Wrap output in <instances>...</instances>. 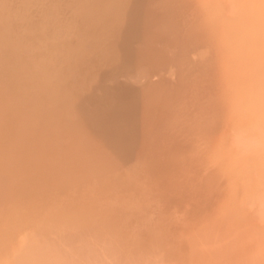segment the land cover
I'll return each instance as SVG.
<instances>
[{"label":"rangeland","instance_id":"374dc122","mask_svg":"<svg viewBox=\"0 0 264 264\" xmlns=\"http://www.w3.org/2000/svg\"><path fill=\"white\" fill-rule=\"evenodd\" d=\"M1 1L0 264H264V233L258 232L264 229V178L257 180L251 173L253 166L250 162H240L237 152L228 150L226 143L229 144L230 137L227 138L224 129L218 128L219 132L204 127L199 129L196 121V125L191 122L195 120L192 114L194 112L186 109L191 108L196 101H200L202 106L210 98L220 96L215 101L216 105L219 104L216 111L233 108L235 111L238 109L237 112L251 114L256 110L255 105L246 101L244 93L254 89L255 93L264 91V77L258 80V77L250 73L254 67H264V62L255 50L259 45L254 43V49L247 44L252 43L255 37L252 32L254 30L246 22L251 19L254 20H249L251 23L264 26V17L260 15L258 18V12L255 14L251 5L245 8L243 0L237 2L239 5L235 2L238 0H231L233 3L229 0H215L217 3L214 0H165L166 3L164 0H115L116 3L113 0H109V3L107 0H69L71 5L67 0H42V4L41 0H13L12 4L11 0ZM38 2L40 5H36ZM230 2L231 5L239 6L240 10L233 6L238 10L231 11L233 9ZM240 3H243L246 12ZM1 7L5 12L8 8L11 12L8 10V14L4 13ZM223 8L226 9L225 12ZM229 12H233L231 16H228ZM263 12L260 13L262 16ZM226 13L229 19H225ZM87 14L91 18L86 17ZM4 16V19L1 18ZM234 18L247 21L231 24ZM213 19L219 23H214ZM244 27L251 30L253 38L249 37L250 30L247 31ZM131 38L132 44L128 41ZM65 45H71V52ZM245 45L248 46L247 49ZM123 49L126 51L123 52ZM229 52L232 54L228 55ZM122 53L123 56H120ZM90 54L95 58L91 59V63L88 60L91 56L87 57ZM130 54H133L132 57ZM95 55L97 56L94 57ZM132 58L136 61L133 62ZM160 59L161 62L158 61ZM150 60L155 61L151 64ZM228 60H233V65ZM142 62L144 63L140 64ZM250 62L251 67L254 65L252 69L246 65ZM164 63L168 64L163 65ZM225 65L228 66L227 71ZM247 67L252 71H245ZM207 75H211L210 78ZM142 78L144 81L149 78L151 83H142ZM213 79L216 85L211 82ZM137 80L140 83H136ZM75 81L82 82L83 85H77ZM124 83L127 92L123 88ZM73 84H76L75 87H72ZM77 86L88 94L100 97L98 101L102 104L97 102L96 105L101 104V107L104 103L124 104L119 105L124 108L121 110H129L127 113L134 114L133 117L137 120L134 122L132 118L133 121L129 120L126 127L117 128L115 125L114 130L109 133L103 131L110 126V119L105 116L103 126L99 122L98 126H89L93 130L90 132L89 128L90 133L87 130V137L82 134L83 138L88 139L92 132L99 129L96 133L104 145L96 144L99 146L97 151L84 152L81 144H87L89 139L84 142L81 134L78 135L79 138L74 137L73 130H68L67 126V129H63V124L61 129L59 126L63 119L56 115L57 109L65 110L57 95L61 94V98L66 89ZM129 88H134L138 93L141 89V95H136L138 93ZM119 89L127 94L124 96L125 93L119 92ZM226 93L234 95L233 99L237 94L234 99L236 102L229 100ZM159 95L165 99L162 97L158 103ZM221 99L225 102L220 103ZM161 100H165L166 107L171 103L170 108L162 105L167 111L161 106L157 107L162 104ZM226 101L230 103V107L228 104L223 107ZM231 103L234 104L233 107ZM150 105L161 108V114L157 108L155 110L158 113L155 110L152 112L154 108ZM149 106L150 112L147 110ZM185 110L190 115L186 112L184 116ZM226 110L222 113L219 111L221 115L217 112L218 117H223ZM141 111L149 114L145 112L147 115H143ZM138 121L141 122L140 127ZM182 123L188 127L174 132V126L175 129L180 128ZM106 135L110 136L107 138ZM72 139L79 148L70 152L69 159L72 161L67 164L64 162L66 165L60 166L59 170L58 163L55 162L58 156L55 144L64 146ZM46 151L49 153L48 159ZM87 156L95 162L101 159L102 164L92 160L89 166L94 163L99 167L95 165L92 166L93 169L90 167L87 170L80 161ZM127 162L135 163L136 166L132 177L125 172L127 170L124 171L126 178L129 176L126 179L129 182L124 181L125 174L121 170V164ZM63 169H67L64 170L65 173L62 171L64 174L60 173ZM127 184L131 185L126 186ZM256 187L260 190L257 194ZM242 206L243 211L257 213L253 224L243 221ZM167 222L170 229L179 227L180 234L192 236L195 243L174 240L175 237L172 238L169 233L162 235V239H151L149 230L160 228L162 231L168 225ZM140 231L145 233L144 238L140 237Z\"/></svg>","mask_w":264,"mask_h":264},{"label":"bare ground","instance_id":"6f19581e","mask_svg":"<svg viewBox=\"0 0 264 264\" xmlns=\"http://www.w3.org/2000/svg\"><path fill=\"white\" fill-rule=\"evenodd\" d=\"M1 1V0H0ZM6 1V0H5ZM12 1L13 0H11V4H12ZM17 1V0H16ZM22 1H24V0H22ZM27 0H25V2H26ZM29 1V0H28ZM37 1V0H36ZM62 1V0H61ZM66 0H64V1H62V2H65ZM68 2H69V0H67ZM72 2H74L73 0H71ZM79 1V0H78ZM81 1V0H80ZM104 2H105V0H103ZM108 1V3H109V0H107ZM114 2H115V0H113ZM142 1V0H141ZM192 1V0H191ZM202 1V0H201ZM215 1V0H214ZM213 1V2H214ZM226 1H228V0H226ZM229 1H231V0H229ZM228 1V2H229ZM24 2V3H25ZM40 2V1H39ZM39 2H38V4H36V5H40L39 4ZM111 2V1H110ZM143 2V1H142ZM142 2H140V3H142ZM161 2V1H160ZM204 2V1H203ZM203 2H201V3H203ZM216 3H217V1H215ZM227 2V3H228ZM232 2V1H231ZM230 2V5L234 2H232L231 3ZM236 2V4H238L237 2H239V0L238 1H235ZM242 2H245V4L244 5H246L245 6V8H247V5L249 6V7H253L254 9L253 10H255V11H253L252 9H250V10H252L251 12H255V14L258 12V14L259 15H257L258 16V18H260L259 16L261 15V17H264V16H262V14H260V13H262L263 11H264V0H243ZM9 3V2H8ZM23 3V4H24ZM32 3V2H31ZM61 3V2H60ZM112 3V2H111ZM110 3V4H111ZM116 3V2H115ZM115 3L113 4L114 6H115ZM164 3H166L165 2V0H164ZM184 3H185V1H184ZM196 3V2H195ZM194 3V4H195ZM200 3V4H201ZM220 3V2H219ZM1 4H4V2L2 3V1H1ZM14 4H16V3H14ZM20 4V3H19ZM18 4V6H20ZM41 4H42V0H41ZM66 4V3H65ZM64 3H63V5H65ZM69 4H70V2H69ZM68 4V5H69ZM96 4V3H95ZM107 4V3H106ZM110 4H108V5H110ZM144 4V3H143ZM172 4H174V3H172ZM176 4V3H175ZM182 4V3H181ZM188 4V3H187ZM235 4V5H236ZM241 4V6H242V9L244 8L243 6L244 5H242L243 3H240ZM9 5V4H8ZM8 5L6 6V7H8ZM22 5V4H21ZM25 5V4H24ZM67 5V6H68ZM71 5V4H70ZM94 5V4H93ZM105 5V3L103 4V6ZM117 5V4H116ZM146 5V4H145ZM193 5V4H192ZM235 5H231L232 6V9L233 10H231V11H237L239 8V6L237 7V5L235 6ZM239 5V4H238ZM251 5V6H250ZM2 6V5H1ZM11 6V5H10ZM9 6V7H10ZM14 6V5H13ZM16 6V5H15ZM62 6V5H61ZM107 6V5H106ZM165 6H167V5H165ZM177 6H178V4H177ZM202 6V5H201ZM200 6V7H201ZM233 6L234 7H237L238 9H234L233 8ZM262 6V8H260ZM5 7V6H4ZM168 7V6H167ZM193 7V6H192ZM219 7H220V5H219ZM222 7H223V5H222ZM227 7H229V5L227 6ZM2 8V7H1ZM21 8V7H20ZM111 8H112V6H111ZM182 8V7H181ZM221 8V7H220ZM256 8H258V9H256ZM2 9H4V8H2ZM11 9V8H10ZM16 9V8H15ZM110 9V8H109ZM176 8H174V10H175ZM231 9V8H230ZM230 9H228V10H230ZM261 9H263L261 12H260V10ZM1 10V9H0ZM7 10V9H6ZM8 10H9V8H8ZM7 10V11H8ZM17 10V9H16ZM68 10L70 11V9H69V7H68ZM107 10V9H106ZM167 10H169V9H167ZM179 10V9H178ZM194 10V9H193ZM197 10V9H196ZM195 10V11H196ZM223 10H224V8H223ZM223 10H222V13H223ZM226 10V9H225ZM225 10H224V12H225ZM240 10V9H239ZM243 10H245V9H243ZM7 11L5 12V9H4V13H7ZM10 11V10H9ZM28 11H30V10H28ZM102 11H104V10H102ZM109 11H112V9L111 10H109ZM212 11H214V10H212ZM218 11H220V10H218ZM242 11V10H241ZM247 11H249L248 9H247ZM11 12V11H10ZM119 12V11H118ZM210 13H211V10L209 11ZM245 12H246V10H245ZM244 12V13H245ZM1 13V12H0ZM3 13V12H2ZM1 13V14H2ZM120 13V12H119ZM179 13V12H178ZM194 13V12H193ZM209 13V14H210ZM215 13H217L218 14V12H215ZM220 13V12H219ZM233 12H229V14H228V16H231V14H232ZM264 13V12H263ZM8 14V13H7ZM6 14V15H7ZM15 14V13H14ZM19 14V13H18ZM21 14V13H20ZM73 14V13H72ZM71 14V15H72ZM98 14H100V13H98ZM107 14V13H106ZM188 14V13H187ZM186 14V15H187ZM214 14V13H213ZM221 14V13H220ZM254 14V13H253ZM4 15V14H3ZM17 15V14H16ZM29 15V14H28ZM67 15H68V13H67ZM74 15V14H73ZM89 15H90V13H89ZM101 15V14H100ZM184 15V14H183ZM193 14H191V16H192ZM215 15V14H214ZM219 15V14H218ZM223 15V14H222ZM102 16V15H101ZM114 16H116L114 13H113V18H115ZM118 16V15H117ZM145 16H147V15H145ZM149 17H150V14L148 15ZM152 16H154L153 14H152ZM201 16V15H200ZM203 16V15H202ZM225 16L227 17V13L225 14ZM10 17V16H9ZM17 17V16H16ZM76 17V16H75ZM75 17H74V19H75ZM86 17H88V14H87V16ZM90 18H91V16H89ZM88 17V18H89ZM93 17V16H92ZM102 17H104V16H102ZM101 17V18H102ZM111 17V16H110ZM109 17V18H110ZM123 17V16H122ZM197 17V16H196ZM211 17V16H210ZM215 17H216V15H215ZM215 17H213V18H215ZM220 16H218V19L220 20V18H219ZM224 17V16H223ZM225 17V19H229V17H227L226 18ZM1 18H5V16L4 17H1ZM8 18V17H7ZM105 18V17H104ZM120 18V17H119ZM124 18V17H123ZM144 18V17H143ZM185 18V17H184ZM194 18V17H193ZM203 18V17H202ZM231 18V17H230ZM73 19V18H72ZM97 19V18H96ZM98 19H99V17H98ZM106 19V18H105ZM117 19V18H116ZM121 19V18H120ZM147 19V18H146ZM151 19V18H150ZM195 19V18H194ZM209 19V18H208ZM215 19H217V18H215ZM264 19V18H263ZM7 20V19H6ZM102 20V19H101ZM104 20V19H103ZM119 20V19H118ZM123 20H126V19H123ZM128 20V19H127ZM152 20H153V18H152ZM191 20V19H190ZM202 20V19H201ZM200 20V21H201ZM224 20V19H223ZM250 21H252L251 19H249ZM247 21L246 19H240V18H234V19H232V23L231 24H236L237 22L239 23H241V22H246L247 24H248V26H249V28H252L251 30H254V31H252L253 32V34H254V37H255V39H252L253 37H252V32H251V30L250 29H248V27H246L247 28V31L248 30H250V31H248L249 32V34H251V36L249 35V37H252L251 39H252V43H247V44H249V46L251 47H254L253 45H254V43L255 44H258L259 46H258V48H256L255 49V47H254V49L255 50H257L258 52V54L257 55H259L260 57H262L263 58V62H264V26H262V25H260V24H257V23H251L250 21ZM0 21H2V24H3V20H0ZM5 21V20H4ZM84 21V20H83ZM89 21V20H88ZM121 21H122V19H121ZM184 21V20H183ZM210 21H211V19H210ZM214 23H216V22H218L219 23V21H217V20H215L214 21V19L212 20ZM231 21V20H230ZM6 22V21H5ZM73 22V21H72ZM202 22H204L203 20H202ZM212 22V23H213ZM221 22V21H220ZM252 22H254V20L252 21ZM84 23V22H83ZM152 23H154V22H152ZM190 23V22H189ZM208 23V22H207ZM206 23V24H207ZM217 23V24H218ZM237 23V24H238ZM246 23H244L245 25H246ZM2 24H1V27H2ZM98 24V23H97ZM188 24V23H187ZM256 24H257V26H256ZM5 25V24H4ZM91 25V24H90ZM219 25V24H218ZM217 25V26H218ZM253 26V27H251V26ZM255 25V26H254ZM92 26V25H91ZM186 26V25H185ZM204 26V25H203ZM205 27V26H204ZM209 27V26H208ZM214 27V26H213ZM216 27V26H215ZM235 27H237L238 28V26H235ZM240 27V26H239ZM242 27V26H241ZM6 28V27H5ZM95 28V27H94ZM221 28V27H220ZM236 28V29H237ZM245 28V27H244ZM246 28H245V30H246ZM4 29V28H3ZM157 29V28H156ZM206 29V28H205ZM239 29V28H238ZM161 30V29H160ZM160 30H157V31H160ZM207 30V29H206ZM220 30V29H219ZM219 30H218V32H219ZM235 30V29H234ZM162 31H163V29H162ZM168 31V30H167ZM208 31H209V29H208ZM231 31V30H230ZM240 31V30H239ZM91 32H92V29H91ZM210 32V31H209ZM222 32V31H221ZM232 32H234V31H232ZM251 32V33H250ZM154 33H155V31H154ZM159 33V32H158ZM157 33V34H158ZM164 33H166V32H164ZM211 33H213V32H211ZM225 33V32H224ZM246 33V35H248L247 34V32H245ZM156 34V35H157ZM161 34H163V33H161ZM227 34V33H226ZM235 34V33H234ZM237 34V33H236ZM64 35V34H63ZM154 35V34H153ZM212 35V34H211ZM214 35H215V33H214ZM219 35V34H218ZM222 35V34H221ZM232 35V34H231ZM231 35H229V36H231ZM3 36H4V34H3ZM64 36H66V35H64ZM155 36V35H154ZM163 36V35H162ZM162 36H160V37H162ZM167 36V35H166ZM166 36H164V37H166ZM216 36V35H215ZM224 36V35H223ZM60 37H62V35H60ZM158 37V36H157ZM156 37V38H157ZM221 37V36H220ZM66 38V37H65ZM127 38H128V36H127ZM126 38V39H127ZM130 38V37H129ZM159 38V37H158ZM167 38V37H166ZM223 38V37H222ZM228 38V37H227ZM234 38V37H233ZM125 39V40H126ZM133 38H131V40H129L128 39V41H129V43H131V42H133V40H132ZM60 40H62V39H60ZM67 39H65V41H66ZM152 40V39H151ZM158 40V39H157ZM223 40V39H222ZM226 40V39H225ZM237 40H239V39H237ZM255 40H257L258 41V43H257V41H255ZM2 41V40H1ZM5 41V40H4ZM4 41H2V42H4ZM64 41V40H63ZM64 41V42H65ZM160 41V40H159ZM255 41V42H254ZM61 42V41H60ZM68 42V41H67ZM158 42V41H157ZM161 42V41H160ZM237 42V41H236ZM243 42V41H242ZM61 43H63V42H61ZM61 43L59 44V45H61ZM69 43V42H68ZM71 44H72V42H70ZM159 43V42H158ZM246 43V42H245ZM2 44V43H1ZM74 44V43H73ZM132 44V43H131ZM153 44H154V42H153ZM161 44V43H160ZM235 44V43H234ZM246 44V45H247ZM251 44V45H250ZM135 45H138V43L137 44H134V47H135ZM246 45H245V49H247L248 48V46L246 47ZM66 46H68L69 47V45H65V47ZM126 46H127V43H126ZM126 46H124V48L126 47ZM131 46H133V45H131ZM233 46V45H232ZM257 46V45H256ZM2 47V46H1ZM59 47V46H58ZM67 47V48H68ZM70 47H71V45H70ZM68 48V50L70 51L71 50V48ZM129 47H130V44H129ZM134 47H132V49L134 48ZM140 47V46H139ZM158 47H159V45H158ZM226 47V46H225ZM230 47V46H229ZM249 47V48H250ZM251 47V48H252ZM123 48V47H122ZM121 48V49H122ZM234 48V47H233ZM251 48H250V50H251ZM55 49H56V46H55ZM58 49H60V47L58 48ZM57 49V50H58ZM62 49H64V47L62 48ZM66 49V48H65ZM64 49V50H65ZM120 49V50H121ZM126 50H127V47L125 48ZM131 49V48H130ZM169 49H171V48H169ZM241 49V48H240ZM68 50H65V51H68ZM73 50V49H72ZM126 50H124L123 49V52H125ZM133 50H135V49H133ZM132 50V51H133ZM136 50H138V48H136ZM235 50V49H234ZM254 50V51H255ZM79 51H80V49H79ZM111 51H112V49H111ZM131 51V52H132ZM140 51V50H139ZM168 51V50H167ZM166 51V52H167ZM172 52H173V50H171ZM175 51H177V50H175ZM232 51V49L230 50V52ZM57 52V51H56ZM71 52V51H70ZM74 52V51H73ZM76 52V51H75ZM129 52V51H128ZM178 52V51H177ZM176 52V53H177ZM180 52V51H179ZM224 52V51H223ZM222 52V53H223ZM228 53V55L230 54H232V53ZM252 53H253V51H251ZM62 53V52H61ZM69 53V52H68ZM80 53V52H79ZM90 53V52H89ZM88 52H87V54H89ZM130 53V52H129ZM128 53V54H129ZM133 53V52H132ZM141 53V52H140ZM139 53V54H140ZM155 53V52H154ZM163 53H165V51L163 52ZM227 52H225V54H226ZM235 52H233V54H234ZM246 53L248 54V50L246 51ZM60 54V53H59ZM74 54V53H73ZM76 54H78V53H76ZM81 54H82V52H81ZM84 54V53H83ZM92 54V53H91ZM88 55L87 57H89V56H91V57H89L88 58V60H89V62L91 63V59L93 58V56L92 55ZM93 54H95V53H93ZM105 54V53H104ZM108 54V53H107ZM138 54V51L136 52V55ZM144 54V51H143V53L141 54V56ZM166 54V53H165ZM169 54H170V52H169ZM174 54H175V52H174ZM239 54V53H238ZM254 54V53H253ZM252 54V55H253ZM63 55V54H62ZM72 55V54H71ZM97 55H99L98 53H97ZM97 55H95L94 57H96ZM101 55H103V54H101ZM120 55V54H119ZM125 55H126V53H125ZM131 55V54H130ZM133 55V54H132ZM132 55H131V57H132ZM154 55V54H153ZM167 55V54H166ZM165 55V56H166ZM171 55V54H170ZM169 55V56H170ZM178 55V54H177ZM242 55H243V53H242ZM255 55V54H254ZM76 56V55H75ZM83 56V55H82ZM107 56V55H106ZM105 56V57H106ZM120 56H123V53L120 55ZM140 56V57H141ZM145 56V55H144ZM152 56V55H151ZM161 56V55H160ZM164 56V55H163ZM168 56V55H167ZM166 56V57H167ZM176 56V55H175ZM234 56H235V54H234ZM237 56V55H236ZM249 56V55H248ZM247 56V57H248ZM60 57H62L61 55H60ZM81 57V56H80ZM84 57V56H83ZM86 57V56H85ZM135 57V56H134ZM138 57V56H137ZM154 57H155V55H154ZM153 57V58H154ZM171 57H173V56H171ZM177 57V56H176ZM180 57V56H179ZM247 57H246V59H247ZM63 58V57H62ZM72 58V57H71ZM82 58V57H81ZM119 58H122V57H119ZM126 58H127V56H126ZM142 58V57H141ZM140 58V59H141ZM144 58V57H143ZM149 58V57H148ZM151 58V57H150ZM167 58H169V57H167ZM167 58H164V59H167ZM178 58V57H177ZM216 58V57H215ZM225 58H226V56H225ZM229 58H233V57H231V56H229ZM229 58H227V59H229ZM235 58V57H234ZM66 59V58H65ZM80 59V58H79ZM93 59H95V58H93ZM155 59V58H154ZM212 59H213V57H212ZM1 60V59H0ZM77 60V59H76ZM128 60H129V58H128ZM134 60V58H132V61ZM143 60H145V59H143ZM161 60L162 59H160V60H158V61H160L161 62ZM176 60V59H175ZM178 60V59H177ZM214 60V59H213ZM234 60V59H233ZM233 60H231V62H229V60H228V62L230 63V64H232V61ZM236 60H238V59H236ZM250 60V59H249ZM248 60V61H249ZM61 61V60H60ZM72 61V60H71ZM73 61H74V59H73ZM81 61H83V60H81ZM86 61V60H85ZM134 61H136V60H134ZM133 61V62H134ZM137 61H139L138 60V58H137ZM149 61V60H148ZM148 61H146V62H148ZM151 61V60H150ZM155 61V60H154ZM154 61H151L150 63L151 64H153L154 63ZM179 61V60H178ZM240 61V60H239ZM247 61V60H246ZM245 61V62H246ZM63 62V61H62ZM77 62H78V60H77ZM76 62V63H77ZM131 62V61H130ZM153 62V63H152ZM226 62H227V60H226ZM226 62H225V64H226ZM234 62V61H233ZM0 63H1V61H0ZM2 63H4L3 61H2ZM72 63V62H71ZM75 63V65H78V64H76ZM79 63V62H78ZM144 62H142V63H140V64H143ZM163 63V62H162ZM168 63H170L169 61H168ZM167 63V64H168ZM221 63V62H220ZM223 63V62H222ZM5 64V63H4ZM64 64H66V63H64ZM83 64H84V61H83ZM82 64V65H83ZM131 64V63H130ZM129 64V65H130ZM133 64V63H132ZM135 64V63H134ZM137 64V63H136ZM139 64V63H138ZM139 64V65H140ZM167 64H163V65H167ZM210 64V63H209ZM244 64V63H243ZM252 64H254L253 62H252ZM86 65H89V63L87 64V62H86ZM91 65V64H90ZM146 65V64H145ZM150 65V64H149ZM216 65V64H215ZM227 65V64H226ZM225 65V66H226ZM229 65V64H228ZM233 65V64H232ZM232 65H230L229 67H231V68H233L232 67ZM247 66L249 65L250 66V68L252 69L253 67H254V65H253V67H251L252 65H251V62H250V64L248 63V64H246ZM245 65V66H246ZM62 66H63V64H62ZM81 66V65H80ZM152 65H150V67H151ZM160 66V65H159ZM158 66V67H159ZM248 66V67H249ZM60 67H61V65H60ZM79 67V66H78ZM86 67V66H85ZM85 67H83V68H85ZM132 67V66H131ZM165 67V66H164ZM227 67L228 66H226L225 68H226V71H227ZM247 67V69H244L245 71H247L248 69H249V72L250 71H252V72H250V73H253L254 74V76L255 77H258L257 79L259 80V78H261V77H264V67H260V68H256V67H254L255 69H250V68H248ZM88 68V67H87ZM147 68V67H146ZM145 68V69H146ZM161 68V67H160ZM213 68V67H212ZM244 68V67H243ZM246 68V67H245ZM61 69V68H60ZM80 69V68H79ZM148 69V68H147ZM150 69H152V67L150 68ZM150 69H148V70H150ZM153 70V69H152ZM155 70V69H154ZM165 70V69H164ZM210 70V69H209ZM229 70H230V68H229ZM233 70V69H232ZM146 71V70H145ZM157 71V70H156ZM160 71V70H159ZM237 71V70H236ZM240 71V70H239ZM152 72V71H151ZM215 72V71H214ZM213 72V73H214ZM232 72V71H231ZM235 72V71H234ZM238 72V71H237ZM148 73H149V75H150V72L148 71ZM148 73H146V76H148ZM227 73H229L230 74V72L228 71ZM242 73H243V71H242ZM247 73V72H246ZM152 74V73H151ZM210 74H211V72H210ZM238 74V73H237ZM240 74V73H239ZM154 75H156V74H154ZM203 75H204V73H203ZM226 75H228V74H226ZM3 76V75H2ZM207 76H209V75H207ZM211 76V75H210ZM210 76H209V78H210ZM231 76V75H230ZM233 76V75H232ZM144 77H145V75H144ZM5 78V77H4ZM140 79H141V75H140V77H139ZM156 78V77H155ZM161 78H163V77H161ZM171 79H172V77H170ZM169 78V80H171ZM208 77H207V79H209ZM244 78H246L245 76H244ZM80 79V78H79ZM84 79L86 80V77H84ZM150 79H151V77H150ZM157 79H160V78H157ZM157 79H155V80H157ZM164 79V78H163ZM167 79V78H166ZM215 79V78H214ZM212 80L211 82L213 83V82H215V80ZM3 80V79H2ZM76 80H78V79H76ZM152 80V79H151ZM173 80V79H172ZM206 80V79H205ZM243 80H245V79H243ZM254 80V79H253ZM82 81V80H81ZM84 81V80H83ZM87 81V80H86ZM139 80H137L136 81V83L138 82ZM144 80H143V78H142V83H144L145 81H148L147 83H151V81H149V78H147V80L145 79V81L143 82ZM160 81H161V79H160ZM165 81V80H164ZM174 81V80H173ZM218 81V80H217ZM133 82V81H132ZM154 82V81H153ZM152 82V84H154ZM161 82H163V81H161ZM195 82V81H194ZM197 82V81H196ZM75 83H78L77 85H83L82 84V82H76L75 81ZM80 83V84H79ZM130 83V82H129ZM128 83V84H129ZM135 83V82H134ZM134 83H133V86H134ZM139 83H140V81H139ZM141 83V87H142V84ZM171 83V82H170ZM176 83V82H175ZM85 84V83H84ZM127 84V83H126ZM131 84V83H130ZM144 84H146V83H144ZM156 84V83H155ZM162 84V83H161ZM214 84V83H213ZM74 85H76V84H73L72 85V87H75ZM124 85H125V83H124ZM147 85V84H146ZM149 85V84H148ZM151 85V84H150ZM157 85V84H156ZM162 85H166L165 83L164 84H162ZM167 85H168V82H167ZM174 85V84H173ZM193 85V84H192ZM194 85H195V83H194ZM193 85V86H194ZM198 85V84H197ZM215 85H216V82H215ZM123 86V85H122ZM130 86V85H129ZM128 85H127V87H129ZM140 86H138L139 88H140ZM158 86H159V84H158ZM192 86V87H193ZM71 87V89L70 90H65L66 92H63L64 94L62 95V97L61 98H59L60 97V95L61 94H59V95H57V98H58V100H60V105H63L64 107H63V109H65V110H63V111H60L61 109H57V111H56V115H57V118H59V119H63L62 120V123L60 124V128L62 129V127H61V125L63 126V129H67L66 128V126L68 127V130L70 129H72L73 130V135H74V137H78L79 138V136L78 135H80L81 136V138L82 139H85V137L83 138V136L86 134V132H87V130H88V133H90L93 129H92V127L93 126H95V125H97L98 126V124H99V122H100V124L99 125H102L103 126V120L105 119V116H107V117H109V121H108V123H109V125L110 126H107V128L108 129H105L104 128V130L103 131H107V132H112L114 129H113V127H115V125H116V127L117 128H121V127H126V126H128L129 125V120H130V122H132L133 120H134V122L137 120H135V118L133 117V115L131 114V113H127L129 110H127V112H124V111H122V110H124V108L122 109V108H120L119 107V105L120 104H118L117 105V103H112V104H105V106H104V104H103V107H101L100 105L102 104L101 102H99L98 100H99V98H98V96L95 94V95H91V94H88L87 92H85V90L84 89H79L78 88V86L76 87V88H72ZM80 87V86H79ZM125 87V92H127V88H126V85L125 86H123V88ZM131 87H132V84H131ZM138 87H136L135 86V88H137L138 89ZM145 87V86H144ZM173 87V86H172ZM195 87V86H194ZM193 87V88H194ZM221 87V86H220ZM80 88H82V87H80ZM146 88V87H145ZM216 88H217V86H216ZM215 88V89H216ZM219 88V87H218ZM264 88V87H263ZM121 89V88H120ZM120 89H119V92H121L120 91ZM127 89V90H126ZM133 89V91L135 90L134 88H129V90H132ZM248 89H250V88H247V90ZM79 90V91H78ZM192 90V89H191ZM195 90V89H194ZM246 90V91H247ZM264 90V89H263ZM262 90V91H263ZM136 91V90H135ZM140 91L142 92V90L140 89ZM143 91H145V90H143ZM193 91V90H192ZM192 91H191V93H192ZM198 91V90H197ZM218 91V90H217ZM246 91H244V92H246ZM254 91H255V89H254ZM254 91H248V92H246V93H244V98H246V101H248L249 103H251V104H253V105H255V108H256V110H254V112L253 113H251V114H244V113H241L240 111L239 112H237L238 111V109H237V111H235V109H233V108H225V109H227V110H229V112H227V110H226V114L225 113H223V117H220V118H223V119H220L218 116L219 115H217L218 113H219V111H221V109L218 111H216V109H219L218 108V106H219V104L218 105H216V103H215V101H217V100H219L218 98L220 97H217V98H215L216 97V95H214L215 97V99H209V100H207V101H205L204 99V96H202L201 98H204L203 100L206 102V105H204V103H203V105L201 106V102L200 101H196V104H194L195 102L193 101H191L194 105H192L191 106V108H187L186 106H184V107H186V109L187 110H192L194 113H192L193 115H194V118H195V120L193 119V121L191 120V122H192V125L195 123V121H196V123H197V126H198V128L199 129H201L202 130V128L204 127L205 129H211V131H215V132H219V130H218V128H220V129H224V132L227 134V138H229L230 137V140L228 141L229 142V144L228 143H226V147H229L228 148V150L229 151H235V152H237V158H239V161L240 162H244V163H249L250 162V164H251V166H253V168H252V175L257 179V180H260V179H258V178H264V91L262 92V93H260V91H259V93H258V91L255 93ZM125 92H121V93H125ZM141 92H139L140 93V95H141ZM213 92H214V90H213ZM221 92H222V90H221ZM220 92V93H221ZM243 92V91H242ZM128 93H132L133 95H134V93H138V91H136V92H130V91H128ZM139 93L138 94H136V95H138L139 96ZM217 93V92H216ZM237 93V92H236ZM235 93V94H236ZM127 93H125V94H123L124 96L126 95ZM131 94V95H132ZM193 94V93H192ZM218 94H219V92H218ZM217 94V95H218ZM222 94V93H221ZM227 94V93H226ZM233 94V93H232ZM241 94V93H240ZM123 95H121L122 97H123ZM160 95H163V94H160ZM160 95H159V100H157V102L159 101L160 102V99L164 96H162L161 98H160ZM167 95V94H166ZM196 95H198V94H196ZM213 95V94H212ZM228 95V94H227ZM226 95V97L227 98H229V100H231V101H234V99L236 98V95H235V98L233 99V97H234V95H228L227 96ZM242 95V94H241ZM121 96H118V98H121L122 99V97ZM194 96V95H193ZM221 96H223V95H221ZM233 96V97H232ZM243 96V95H242ZM129 97H131L130 95H129ZM128 97V98H129ZM156 97V98H155ZM167 97V96H166ZM198 97V96H197ZM206 97H208V96H206ZM211 97H213V96H211ZM241 97V96H240ZM127 98V99H128ZM132 99H133V97H131ZM130 98V99H131ZM154 98L155 99H157V96H154ZM164 99H165V97H163ZM221 98V97H220ZM227 98H226V100H227ZM120 99V100H121ZM126 99V98H125ZM152 99V98H151ZM118 100V103H120L119 102V99H117ZM116 100V101H117ZM167 100V99H166ZM222 100V101H221ZM220 100V103L221 102H223L224 100L223 99H221ZM237 100V99H236ZM124 100H122V102H123ZM129 101V100H128ZM149 101H151V100H149ZM154 101V100H153ZM152 101V102H153ZM156 101V100H155ZM162 101V100H161ZM165 101V100H164ZM164 101H162L161 103V105H159V106H157V107H162V105L163 106H165L166 107V105H165V103H164ZM202 101V100H201ZM97 102H99V103H101V104H97L96 105V103ZM125 102V101H124ZM133 102V101H132ZM135 102V101H134ZM156 102V103H157ZM158 102V103H159ZM167 102H169V100L167 101ZM219 102V101H218ZM225 102V101H224ZM229 102V101H228ZM234 102H236V101H234ZM137 103V102H136ZM141 103V102H140ZM146 103H150V102H146ZM154 103V102H153ZM155 103V104H156ZM164 103V104H163ZM122 104V103H121ZM171 103H169L168 104V106L167 107H169L170 108V105ZM224 105H223V107L224 106H227V101H226V104L225 103H223ZM230 104V103H229ZM228 104V105H229ZM232 104V107H233V103H231ZM237 104V103H236ZM235 104V105H236ZM123 106H124V104H122ZM122 105H120V106H122ZM135 105V104H134ZM133 105V106H134ZM140 105V104H139ZM170 105V106H169ZM222 105V104H221ZM100 106V107H99ZM129 106V105H128ZM127 106V107H128ZM136 106V105H135ZM138 106V105H137ZM144 106V105H143ZM146 106V105H145ZM144 106V107H145ZM151 106V105H150ZM150 106H149V108L147 109V107H146V109L147 110H149V112H150V110H151V108L153 107V105L151 106V108H150ZM178 106V105H177ZM176 106V107H177ZM239 106V105H238ZM127 107H125L126 109H127ZM143 107V108H144ZM155 107H156V105H155ZM156 107V108H157ZM165 107H162V109L165 111L166 109H164ZM166 107V108H167ZM174 107V106H173ZM181 107V106H180ZM180 107H179V109H180ZM183 107V106H182ZM190 107V106H189ZM201 107H202V109H201ZM210 107V108H209ZM222 106H220V108H221ZM229 107H230V105H229ZM235 107V106H234ZM133 108V107H132ZM134 108H136V107H134ZM154 108V107H153ZM156 108H154V109H152V112H154L153 110H155ZM192 108H195V110L194 109H192ZM206 108H208V110L206 109ZM122 109V110H121ZM158 109V108H157ZM177 109V108H176ZM205 109L207 110V111H205ZM225 109H222V111L224 112L225 111ZM133 110V109H132ZM144 110V109H143ZM160 110V114H161V108L160 109H158V111ZM162 110V111H163ZM181 110V109H180ZM187 110H185V113L183 114L184 116H185V114H186V112H187ZM126 111V110H125ZM139 111H140V109H139ZM138 111V112H139ZM155 111H157V110H155ZM158 111H157V113H158ZM167 111V110H166ZM179 111V110H178ZM209 111V112H208ZM222 111H221V113H222ZM142 113L141 114H143L144 115V113L146 112L147 113V111H141ZM151 112V113H152ZM182 112H184V109H183V111ZM218 112V113H217ZM136 113V112H135ZM145 113V115H147V114H149V113H147L146 114ZM164 112H162V114H163ZM188 114L187 115H190V113L189 112H187ZM221 113H219L220 115H221ZM139 114V113H138ZM192 114H191V117L190 118H192ZM140 115V114H139ZM151 115V114H150ZM138 116V115H137ZM142 116V115H141ZM141 116H140V118H141ZM143 118H144V116H142ZM188 117V116H187ZM133 118V120L131 121V119ZM143 118H141V119H143ZM186 118V117H185ZM138 119H139V116H138ZM145 119V118H144ZM143 119V120H144ZM188 119V118H187ZM140 120V119H139ZM141 121V120H140ZM145 123H147V120L145 119ZM110 122H111V124H110ZM114 122H116V123H114ZM139 122V121H138ZM190 121H188V123H189ZM137 123V122H136ZM141 122H139L138 123V126L140 127V124ZM143 123V122H142ZM196 123H195V125H196ZM131 124V123H130ZM149 124V123H148ZM131 125H133V124H131ZM143 125V124H142ZM185 124H181L179 127L180 128H178L177 127V129H175V126H174V132H176L175 130H178V129H181V131H183V129H184V126ZM187 125V124H186ZM191 125V126H192ZM194 125V126H195ZM89 126H92V127H89ZM145 126H147V125H145ZM193 126V127H194ZM197 126L195 127V129L197 128ZM135 127H136V124H135ZM144 127V126H143ZM169 127V126H168ZM188 126H186L185 128H187ZM193 127H190L191 129L193 128ZM206 127H208V128H206ZM89 128H91V130H90V132H89ZM100 128H101V126H100ZM138 128V127H137ZM136 128V129H137ZM172 128V127H171ZM198 128L196 129L197 130V132H198ZM94 129H96V128H94ZM103 129V128H102ZM165 129H167V128H165ZM194 129V128H193ZM99 129H97V130H95L94 132H92V134H90L89 136V142H87V144H85V143H83L82 141H81V143H83V144H81V146H83V149H84V152H86V150H88V152L89 151H97L98 149H99V146L97 145L96 146V144H100L101 142H100V136H98L97 135V131H98ZM164 130V129H163ZM172 130V129H171ZM61 131H63L64 132V130H61ZM66 131V130H65ZM186 131V130H185ZM190 131V130H189ZM203 131H204V129H203ZM206 131V130H205ZM99 132V131H98ZM101 132H102V130H101ZM163 132V131H162ZM171 132V131H170ZM88 133L86 134V137H87V135H88ZM94 133V134H93ZM105 133V132H104ZM103 133V135H104V137H105V134ZM185 133V132H184ZM82 134H83V136H82ZM167 134V133H166ZM170 135V134H169ZM107 136V138L110 136H108V135H106ZM171 136V135H170ZM229 136V137H228ZM103 137V138H104ZM102 138V139H103ZM106 138V139H107ZM81 139V140H82ZM87 139V138H86ZM86 139L85 140H83L84 142H86ZM87 139V140H88ZM109 139H111V138H109ZM76 140V139H75ZM78 140V139H77ZM134 140V139H133ZM200 140V139H199ZM80 140H78V143H80L79 142ZM102 141V140H101ZM110 141V140H109ZM131 141V140H130ZM129 141V142H130ZM196 141V140H195ZM225 141L227 142V139H225ZM74 141H73V139H72V141L71 142H69L68 144H64V146H60L59 144L58 145H56L55 144V147L57 148V151H58V156H57V158H56V161L55 162H57L58 164V167H59V170H60V168L61 167H63L64 165H66L68 162H71L72 160L71 159H69V154H70V152H73V150H75V149H77L78 150V144H77V147L75 146L76 144H74L73 143ZM134 142V141H133ZM199 142V141H198ZM72 143V144H71ZM105 143H107V145L109 144L108 142H105ZM190 143V142H189ZM193 143V142H192ZM85 144V145H84ZM102 145H104L103 143H101ZM100 144V145H101ZM191 144V143H190ZM228 144V145H227ZM80 145V144H79ZM130 145V144H129ZM169 145V144H168ZM58 146V147H57ZM121 146V145H120ZM122 146H123V144H122ZM162 146H163V144H162ZM194 146H196V145H194ZM222 146V145H221ZM225 146V145H224ZM150 147H152V146H150ZM81 148V147H80ZM98 148V149H97ZM101 148V147H100ZM197 148V147H196ZM96 149V150H95ZM123 149V148H122ZM125 149V148H124ZM69 152H68V151ZM81 150H82V148H81ZM126 150H128V149H126ZM192 150V149H191ZM226 150V149H225ZM80 151V150H79ZM83 151V150H82ZM99 151H102L101 149L99 150ZM184 151V150H183ZM90 153V152H89ZM46 154L47 155H45V156H47V159H48V155H49V153H48V151H46ZM95 154V153H94ZM96 155V154H95ZM90 156H92V155H90ZM94 156V155H93ZM98 156V155H97ZM101 158V157H100ZM99 158V159H100ZM93 159H91V160H89V157L87 156V157H84L82 160L80 159V161H82L81 162V165H83V166H86L88 169L87 170H89V168L91 167V169H93L92 168V166L94 167L95 165H97L96 167L98 168L99 167V163H101V159L100 160H98V158H97V160L99 161V163H98V161L97 162H95L94 160V163H98V164H94L93 162V165L92 166H89V165H91V162L90 161H92ZM79 161V162H80ZM64 162H66V164H63ZM123 162V161H122ZM124 162H126V161H124ZM102 164V163H101ZM100 164V165H101ZM137 165V164H136ZM61 166V167H60ZM136 166H135V163H129V162H127V163H123V164H121V170H123V172L125 171V170H127V171H125L126 173L128 172V173H130L129 174V176H131V174L133 173V171L135 170L134 168H135ZM66 168V167H65ZM81 168H82V166H81ZM64 170H66L67 171V169H63V170H61V172L60 173H62V171H64ZM85 170H86V168L84 169V172H85ZM220 169H216V171H219ZM125 172H124V174H125ZM64 173H65V171H64ZM64 173H62V174H64ZM74 173V172H73ZM83 173V172H82ZM208 173V172H207ZM61 174V175H62ZM134 174V173H133ZM136 174V173H135ZM70 175H72V174H70ZM73 176V175H72ZM129 176H127V178L129 177ZM200 176V175H199ZM132 177V176H131ZM194 177H197V176H194ZM193 177V178H194ZM203 178L205 177V175L204 176H202ZM126 178V174H125V176H124V181H128V180H126L127 179ZM135 178H137V177H135ZM198 178V177H197ZM199 179H200V177H199ZM198 179V180H199ZM202 179V178H201ZM134 180V179H133ZM132 180V181H133ZM131 181V182H132ZM135 181V180H134ZM136 181H138V180H136ZM125 182V183H126ZM129 182V181H128ZM130 182V183H131ZM124 183V182H123ZM136 182H134V184H135ZM123 185H125V184H123ZM131 184H127L126 186H130ZM128 188V187H127ZM132 188H133V185H132ZM131 188V189H132ZM176 188H178V187H176ZM126 189V188H125ZM181 189V188H180ZM130 190V189H129ZM133 190V189H132ZM134 190H136V189H134ZM138 190V189H137ZM126 191V190H125ZM255 191H256V194L258 193V191H260L259 190V187L257 188L256 187V189H255ZM124 193V192H123ZM138 193H139V191H138ZM137 193V194H138ZM127 194V193H126ZM131 197H132V195H131ZM136 197V196H135ZM138 205V204H137ZM241 216H242V219H244L243 221H246V222H248L249 224H253L255 221H256V218H257V213L256 212H247L246 210L245 211H243L244 210V208H243V206L241 207ZM246 212V213H245ZM166 219V218H165ZM168 219H170V218H168ZM160 220H162V218L160 219ZM164 220V219H163ZM167 221V220H166ZM161 222V221H160ZM162 223V222H161ZM167 224H168V222H167ZM164 225V224H163ZM162 225V226H163ZM176 226V225H175ZM159 227H161V226H159ZM169 227H171V226H169V224L166 226V228L164 227V229L162 230V231H160V228H158V230H153V229H150L149 230V232H150V237H151V239L153 238V239H155L156 240V238H158V239H162V235H164V234H172L171 235V237L172 238H174V240H179V241H183L184 243L185 242H187V243H195V240L194 239H191L192 238V236H188V235H183V234H180L181 233V229L179 228V227H175V228H173V229H170ZM174 227V226H173ZM261 231H263V233H264V229H261V230H258V232H261ZM141 232V231H140ZM177 235H179V236H177ZM254 235V234H253ZM144 236H145V233H143V232H141L140 233V237L141 238H144ZM177 236V237H176ZM139 237V236H138ZM140 237L138 238V239H140ZM190 238V239H189ZM141 240V239H140ZM192 256V255H191ZM4 259L5 260H7V257H5L4 256Z\"/></svg>","mask_w":264,"mask_h":264}]
</instances>
